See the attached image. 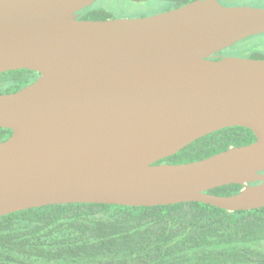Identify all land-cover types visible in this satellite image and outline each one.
<instances>
[{
	"label": "water",
	"instance_id": "95a60500",
	"mask_svg": "<svg viewBox=\"0 0 264 264\" xmlns=\"http://www.w3.org/2000/svg\"><path fill=\"white\" fill-rule=\"evenodd\" d=\"M96 0H0V217L53 204L264 207V59L217 52L264 33V8L195 0L143 17L80 19ZM242 126L256 140L158 163ZM230 184L231 195L210 190Z\"/></svg>",
	"mask_w": 264,
	"mask_h": 264
},
{
	"label": "trees",
	"instance_id": "16d2710c",
	"mask_svg": "<svg viewBox=\"0 0 264 264\" xmlns=\"http://www.w3.org/2000/svg\"><path fill=\"white\" fill-rule=\"evenodd\" d=\"M163 9L194 0H160ZM80 19L114 18L86 7ZM218 59V58H216ZM39 75L30 69L0 74V93L16 92ZM12 130L0 128V142ZM247 127H227L195 140L158 163L207 158L252 143ZM240 184L209 192L231 195ZM0 264H264V207L228 211L203 202L158 206L53 204L0 217Z\"/></svg>",
	"mask_w": 264,
	"mask_h": 264
},
{
	"label": "rangeland",
	"instance_id": "374dc122",
	"mask_svg": "<svg viewBox=\"0 0 264 264\" xmlns=\"http://www.w3.org/2000/svg\"><path fill=\"white\" fill-rule=\"evenodd\" d=\"M226 6H236L253 3L249 0H221ZM256 4H263L264 0H255ZM253 3V4H254ZM164 3L160 1H133V0H96L92 9L108 11L116 18L150 16L160 12ZM264 46V35L251 36L232 47L223 50L224 55L245 56L249 51Z\"/></svg>",
	"mask_w": 264,
	"mask_h": 264
},
{
	"label": "flooded vegetation",
	"instance_id": "af4514ba",
	"mask_svg": "<svg viewBox=\"0 0 264 264\" xmlns=\"http://www.w3.org/2000/svg\"><path fill=\"white\" fill-rule=\"evenodd\" d=\"M133 1H135V2H137V1H160V0H133ZM195 1V0H194ZM221 4H223L222 3V1L221 0H218ZM249 1H253V3H254V1L255 0H249ZM160 2H162V1H160ZM190 3V2H189ZM248 3V4H243V5H236V6H251V7H263L264 8V5L263 4H256V3ZM188 4V3H187ZM185 5V4H184ZM223 5H226V4H223ZM183 6V5H182ZM228 6V5H227ZM180 7V6H179ZM175 8H178V7H171V8H169V9H162L160 12H158V13H161V12H165V11H168V10H171V9H175ZM158 13H156V14H158ZM154 15V14H153ZM141 17H143V16H141ZM114 18H116V17H114ZM258 35H260V36H262V35H264V33H261V34H258ZM254 36H257V35H254ZM249 38H251V37H249ZM235 45V44H234ZM233 45V46H234ZM232 47V46H231ZM226 49V48H225ZM224 50V49H223ZM223 50H221V51H219V52H217L216 54H214L213 56H212V58L213 59H216V58H218L219 59V57H221V56H234V55H224V53H223ZM240 57H248V58H255V59H264V46H262V47H260V48H257V49H254V50H252V51H249L245 56H240ZM39 77V75L37 76V78Z\"/></svg>",
	"mask_w": 264,
	"mask_h": 264
}]
</instances>
